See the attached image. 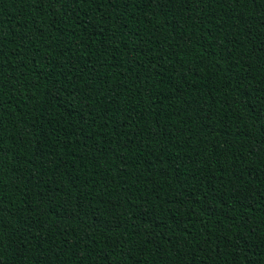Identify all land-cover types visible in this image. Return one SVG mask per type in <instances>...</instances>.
Returning a JSON list of instances; mask_svg holds the SVG:
<instances>
[{
	"label": "trees",
	"instance_id": "trees-1",
	"mask_svg": "<svg viewBox=\"0 0 264 264\" xmlns=\"http://www.w3.org/2000/svg\"><path fill=\"white\" fill-rule=\"evenodd\" d=\"M0 264H264V0H0Z\"/></svg>",
	"mask_w": 264,
	"mask_h": 264
}]
</instances>
